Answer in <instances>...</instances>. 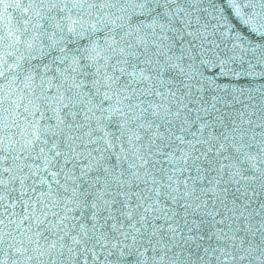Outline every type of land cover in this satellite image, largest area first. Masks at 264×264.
Here are the masks:
<instances>
[{"label": "snow or ice", "instance_id": "snow-or-ice-1", "mask_svg": "<svg viewBox=\"0 0 264 264\" xmlns=\"http://www.w3.org/2000/svg\"><path fill=\"white\" fill-rule=\"evenodd\" d=\"M0 264H264V0H0Z\"/></svg>", "mask_w": 264, "mask_h": 264}]
</instances>
